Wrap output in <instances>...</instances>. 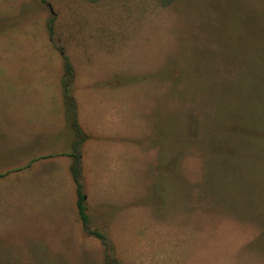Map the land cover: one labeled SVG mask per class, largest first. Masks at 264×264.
Listing matches in <instances>:
<instances>
[{
	"label": "rangeland",
	"instance_id": "1",
	"mask_svg": "<svg viewBox=\"0 0 264 264\" xmlns=\"http://www.w3.org/2000/svg\"><path fill=\"white\" fill-rule=\"evenodd\" d=\"M59 47L114 264H264V0H0V264H106L56 159Z\"/></svg>",
	"mask_w": 264,
	"mask_h": 264
},
{
	"label": "trees",
	"instance_id": "2",
	"mask_svg": "<svg viewBox=\"0 0 264 264\" xmlns=\"http://www.w3.org/2000/svg\"><path fill=\"white\" fill-rule=\"evenodd\" d=\"M87 2H97L99 0H85ZM46 30L51 43H56L54 39V17L51 16L46 23ZM62 57V76L61 92L63 102V116L66 124L72 130L73 138L71 141V150L68 155L71 157L70 174L75 185L76 194V212L86 235L96 237L104 245V258L106 264H114L112 248L106 235L91 227L90 218L86 209V196L82 183L81 168V145L88 139V135L81 129L77 120V105L72 94V84L74 80V67L69 57L64 54L59 47ZM2 174H0L1 176Z\"/></svg>",
	"mask_w": 264,
	"mask_h": 264
},
{
	"label": "crops",
	"instance_id": "3",
	"mask_svg": "<svg viewBox=\"0 0 264 264\" xmlns=\"http://www.w3.org/2000/svg\"><path fill=\"white\" fill-rule=\"evenodd\" d=\"M62 59V58H61ZM62 66V65H61ZM61 72H62V69H61ZM74 79H75V71H74ZM75 82V80H73V83ZM60 86V84H59ZM58 85H56V88H53V90L51 92H54L57 97L55 96V99H54V102H55V107L51 110V115L52 117L50 118L51 121H55V119H57L58 121L59 120H62L63 118V108H62V105H63V102H62V92H61V87L59 88ZM56 89V91H55ZM39 94L38 92L35 90L34 91V96L35 98H37ZM72 94L75 98V101H76V105H77V120H78V124L79 126L81 127V129L88 135V139L84 142L83 144V147H82V151H81V164H82V170H84L85 168V162H86V159H89L88 157V151L90 150V145H92V148L95 147V142L94 141H91L90 137L93 136L94 138V134L91 133L90 129H88L87 127V122L88 121V115H86V110H85V105L83 106L82 104H84L82 100H80L77 95L74 94V88L72 90ZM34 98V99H35ZM33 99V98H31ZM103 126V125H102ZM108 131H111L113 134L115 130H112V129H108ZM116 135V134H115ZM106 136V135H103V137ZM58 159L57 161L59 162V165L61 166H64L62 167L63 170H64V174L66 175V169H67V178H69L70 180L72 179L71 177V174H70V170H69V167H70V164H71V158H68L67 155H63V156H60V158H56ZM47 160H43V161H36L38 163H42V162H45ZM33 159H30L29 162L25 163V166L24 167H32V169H34L38 164L36 163ZM83 164H84V168H83ZM41 180V178L39 179ZM67 180V179H66ZM73 181V180H72ZM72 189H74V197H75V210H76V194H75V185H74V182H73V187H71ZM67 197V196H66ZM65 195H64V198H63V205L65 204ZM71 197V195H70ZM40 199V198H38ZM69 203H71V200L70 198H68ZM67 200V199H66ZM62 206V205H61ZM76 215H77V212H76ZM78 218V216H77Z\"/></svg>",
	"mask_w": 264,
	"mask_h": 264
}]
</instances>
